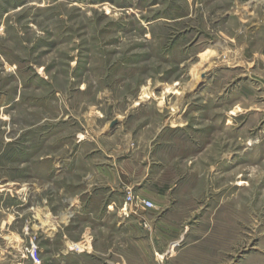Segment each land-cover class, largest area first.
Wrapping results in <instances>:
<instances>
[{
    "label": "rangeland",
    "instance_id": "374dc122",
    "mask_svg": "<svg viewBox=\"0 0 264 264\" xmlns=\"http://www.w3.org/2000/svg\"><path fill=\"white\" fill-rule=\"evenodd\" d=\"M32 245L264 264V0H0V264Z\"/></svg>",
    "mask_w": 264,
    "mask_h": 264
},
{
    "label": "crops",
    "instance_id": "0c3cea01",
    "mask_svg": "<svg viewBox=\"0 0 264 264\" xmlns=\"http://www.w3.org/2000/svg\"><path fill=\"white\" fill-rule=\"evenodd\" d=\"M131 166V165H130ZM120 170H121V168H119ZM124 172H126V170H124ZM106 173H108V172H106ZM135 175V174H134ZM136 175H138V174H136ZM131 177V178H130ZM130 177L128 176V175H126L125 177L124 176H121V179L122 180H124V181H127L126 183H130L131 181L130 180H132L133 179V177L130 175ZM137 177V176H136ZM116 180V178L114 177V176H107L106 177V181L107 182H111V181H115ZM103 181V180H102ZM129 181V182H128ZM133 184V183H132ZM150 222H152V224H153V226H154V228H155V232L157 231V229H159V228H161V227H163V226H165L166 227V225L167 226H169V221L168 220H166V219H160V220H155V221H150ZM172 226V225H171ZM174 226V225H173ZM165 231V230H164ZM167 231V230H166ZM165 231V232H166ZM163 236H167L165 233H164V235ZM17 239V238H16ZM84 240H83V243L85 244L84 246H87V248L90 250V249H94V247L97 245L96 244V241H95V239H94V237H91V227H88L87 226V228H86V235L84 236V238H83ZM165 239L166 240H170L169 238H166L165 237ZM165 240V241H166ZM163 250H153V252L152 253H150V255L152 254V255H154V254H157V253H164V252H162ZM182 254L183 253H181V252H172L171 254L169 253V254H167V252H166V254H165V256L166 255H168V256H166L165 258V260L161 263V264H189L188 263V261L187 260H185V259H181L182 258ZM137 256V255H136ZM144 256V254H141V258H144L143 257ZM160 264V263H159Z\"/></svg>",
    "mask_w": 264,
    "mask_h": 264
},
{
    "label": "built area",
    "instance_id": "2783aa9c",
    "mask_svg": "<svg viewBox=\"0 0 264 264\" xmlns=\"http://www.w3.org/2000/svg\"><path fill=\"white\" fill-rule=\"evenodd\" d=\"M127 200H128V205H133V207L135 208V206L139 207L140 209L143 210H148L150 209L153 204L151 201L145 200V199H139V198H134V196L131 195V193H129L127 195ZM74 248L71 247L70 251H73ZM30 256H32L33 260L35 261L34 264H39L38 263V256H37V247L35 245L31 246V250L29 252Z\"/></svg>",
    "mask_w": 264,
    "mask_h": 264
},
{
    "label": "bare ground",
    "instance_id": "6f19581e",
    "mask_svg": "<svg viewBox=\"0 0 264 264\" xmlns=\"http://www.w3.org/2000/svg\"><path fill=\"white\" fill-rule=\"evenodd\" d=\"M10 241H11L12 244H14L13 246H17V245H18V242H19L18 239H16V238L13 239V240L10 239ZM76 246H77L78 248H80V246L77 245V244H76V245H73V247H76Z\"/></svg>",
    "mask_w": 264,
    "mask_h": 264
}]
</instances>
